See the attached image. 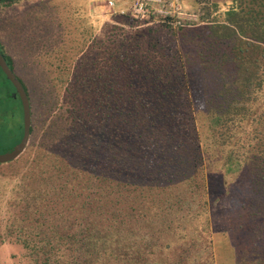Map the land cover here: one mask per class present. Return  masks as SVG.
Listing matches in <instances>:
<instances>
[{
	"label": "trees",
	"instance_id": "trees-1",
	"mask_svg": "<svg viewBox=\"0 0 264 264\" xmlns=\"http://www.w3.org/2000/svg\"><path fill=\"white\" fill-rule=\"evenodd\" d=\"M195 3L191 28L133 30L115 11L121 25L93 37L95 59L76 68L93 75L53 77L64 124L20 159L7 202L5 232L34 262L216 264L219 231L234 264H264V0ZM209 158L234 176L217 194Z\"/></svg>",
	"mask_w": 264,
	"mask_h": 264
},
{
	"label": "rangeland",
	"instance_id": "rangeland-1",
	"mask_svg": "<svg viewBox=\"0 0 264 264\" xmlns=\"http://www.w3.org/2000/svg\"><path fill=\"white\" fill-rule=\"evenodd\" d=\"M15 1V0H12ZM107 1H112L114 7L109 10ZM210 3V0H203ZM219 1V0H211ZM8 2L9 1H5ZM11 2V1H10ZM134 0H18L10 5L0 4V42L13 63V71L26 84L32 111L29 144L25 152L15 161L0 165V264H39L32 260L29 253L13 242L14 238L7 236L5 226L14 208L7 206L13 199L12 189L18 183L22 168H17L20 159H28L36 145L42 144L41 136L47 130L49 123H63L64 104L57 102L64 87H59L53 77H65V74L76 72L78 64L83 59H95L88 47L92 38L102 39L109 33L112 26L121 25L114 20L115 11H129ZM200 2V0H197ZM187 8L196 6L195 0H184ZM87 5L85 8L84 6ZM210 8V6L208 7ZM206 13H212V9ZM227 7H225L226 9ZM211 11V12H210ZM214 16L210 14L208 19ZM154 21H137L135 27H154ZM54 33V34H52ZM121 32H116L118 41ZM56 36L53 37V36ZM75 35V36H74ZM78 45V46H77ZM82 46L79 51L78 47ZM106 50L112 49L106 45ZM77 52V55H73ZM110 52H105V58ZM102 56H100L101 58ZM102 59V58H101ZM77 72L82 75H93L94 68L88 63H82ZM264 76V72H263ZM0 107H9L11 117L0 126V154L16 145L20 138L22 126V110L11 94L12 88L0 76ZM73 90V89H72ZM260 111H264V84L259 91ZM6 106V107H5ZM21 119V120H20ZM20 123H17L19 122ZM64 124V123H63ZM206 132H203V135ZM207 163V164H206ZM205 171L210 176V186L214 194L218 189L230 183L234 176L225 173L221 163H213L212 158L206 160ZM222 187L220 189H222ZM219 189V190H220ZM11 211V214L8 212ZM212 242L216 264H233L232 247L226 234L215 231ZM225 251L223 252V250Z\"/></svg>",
	"mask_w": 264,
	"mask_h": 264
},
{
	"label": "built area",
	"instance_id": "built-area-1",
	"mask_svg": "<svg viewBox=\"0 0 264 264\" xmlns=\"http://www.w3.org/2000/svg\"><path fill=\"white\" fill-rule=\"evenodd\" d=\"M106 7L112 11L114 4L107 1ZM136 21H155L176 27L191 28L199 25V12L196 7L187 8L184 0H134L129 11H116Z\"/></svg>",
	"mask_w": 264,
	"mask_h": 264
},
{
	"label": "water",
	"instance_id": "water-1",
	"mask_svg": "<svg viewBox=\"0 0 264 264\" xmlns=\"http://www.w3.org/2000/svg\"><path fill=\"white\" fill-rule=\"evenodd\" d=\"M0 70L6 80L14 89V96H18L22 108V137L21 140L8 152L0 154V165L11 163L17 160L26 150L30 141L31 110L27 94L12 70L9 69L3 56L0 53Z\"/></svg>",
	"mask_w": 264,
	"mask_h": 264
},
{
	"label": "flooded vegetation",
	"instance_id": "flooded-vegetation-1",
	"mask_svg": "<svg viewBox=\"0 0 264 264\" xmlns=\"http://www.w3.org/2000/svg\"><path fill=\"white\" fill-rule=\"evenodd\" d=\"M5 1H12V0H0V3L1 2H4L5 3ZM0 47H3L2 46V44H1V42H0ZM0 53H1V55L3 56L4 54L1 52V50H0ZM3 58H4V60H5V62H6V64L8 65V63H7V61H6V59H5V57L3 56ZM9 67V66H8ZM9 69H10V67H9ZM10 70H12V69H10ZM1 71V70H0ZM13 71V70H12ZM2 73V72H1ZM1 73H0V75H1ZM13 73L15 74V72L13 71ZM3 74V73H2ZM16 75V74H15ZM5 77V76H4ZM16 77L18 78V76L16 75ZM6 79V78H5ZM11 85V84H10ZM13 88V87H12ZM14 94V89L12 90V92H11V94H9V95H7V97L9 96H12V98L15 100V101H17V102H19L20 103V100H19V97L16 95V96H14L13 95ZM27 94V93H26ZM28 97V96H27ZM0 103L2 104L3 103V100L0 98ZM20 106H21V104H20ZM6 107V106H5ZM9 107L10 106H8V107H6V108H4V109H2V114H0V126H1V124L2 123H4L7 119H9V117H11V111L9 110ZM1 108H3V107H1ZM21 110H22V108H21ZM17 123H19V122H17Z\"/></svg>",
	"mask_w": 264,
	"mask_h": 264
},
{
	"label": "crops",
	"instance_id": "crops-1",
	"mask_svg": "<svg viewBox=\"0 0 264 264\" xmlns=\"http://www.w3.org/2000/svg\"><path fill=\"white\" fill-rule=\"evenodd\" d=\"M216 258V257H215ZM233 264H234V260H233Z\"/></svg>",
	"mask_w": 264,
	"mask_h": 264
}]
</instances>
